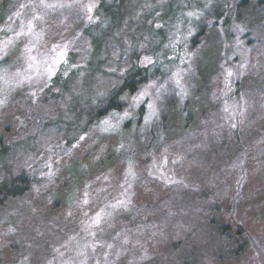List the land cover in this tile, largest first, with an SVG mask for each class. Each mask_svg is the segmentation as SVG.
Segmentation results:
<instances>
[{"label": "rangeland", "instance_id": "rangeland-1", "mask_svg": "<svg viewBox=\"0 0 264 264\" xmlns=\"http://www.w3.org/2000/svg\"><path fill=\"white\" fill-rule=\"evenodd\" d=\"M98 1L43 0L42 5L31 0L27 16L19 3L0 24V150L6 149V162L15 160V169L24 170V163L36 174L29 192L0 211V264H126L132 257L136 264L148 262L159 240L152 206L167 197L173 175L167 166L174 154L160 157L159 149L200 128L206 95L229 91L235 69L255 72V85L264 87V6L230 13L234 0H178L183 11L164 22L160 17L169 0H142L141 21L165 28L160 48L154 49L160 38L152 39V51L140 60L149 67L148 80L120 95V111L77 126V109L59 97L54 111L52 97L72 93L79 108L113 85L107 76L97 92L84 81L89 51L84 32L96 21ZM218 2L222 17L231 16L227 30L218 24L208 29L206 39L192 42L198 23L212 18ZM22 30L26 34L17 36ZM137 30L133 27L127 40L146 45V36ZM225 39L235 41L232 52L222 50ZM102 66L112 71L108 63ZM227 101L230 109L237 106L233 94ZM61 112L65 116L57 118ZM50 119L53 128L48 129L44 121ZM63 131L69 142L61 147ZM145 158L147 174L140 182ZM247 158L234 208L225 218L243 230L236 240L243 252L216 264H264V169Z\"/></svg>", "mask_w": 264, "mask_h": 264}, {"label": "trees", "instance_id": "trees-1", "mask_svg": "<svg viewBox=\"0 0 264 264\" xmlns=\"http://www.w3.org/2000/svg\"><path fill=\"white\" fill-rule=\"evenodd\" d=\"M21 1L0 0V24L13 11V6L18 8L19 3L23 5L24 16H27L31 0ZM141 1L99 0L96 4V21L84 32V37L89 39L88 75L84 81L88 85L93 84L97 92L102 89L97 85L107 76L114 82L103 91L101 97L87 101L79 108L75 107L79 98L72 93L70 96L64 92L52 97L54 111L57 110L54 102L57 103L59 97L62 102L65 100L67 106L77 109L73 116L77 126H86L110 112L120 111V95L125 91L135 92L148 80L149 67L141 65L140 60L146 52L152 51V39L160 38L154 49L163 44L165 28H156L152 21L147 24L141 21L145 12ZM177 1L169 0L163 5L165 14L160 20L171 19L175 13L178 15L183 11L177 6ZM222 5L220 2L211 10V19L198 23L192 42L197 38L206 39L208 29L218 24L223 31L227 30L231 16L222 17ZM260 5L264 6V0L258 4L251 0H234L229 11L233 13L238 8L250 7L260 10ZM137 11H141L139 18ZM133 27H139L137 31L144 33L146 45L127 40V34ZM224 41L226 43L222 50L232 52L235 41ZM105 63H108L111 72L108 73L102 66ZM221 68L215 67L217 78L222 72ZM235 71L237 74L231 90L222 88L215 94L206 95L207 107L199 117L200 128L179 135L159 149L160 157L167 151L174 154L171 155L174 163L167 166L173 175L167 197L152 206V214L157 215L158 219L159 240L152 247L151 259L146 263L142 261L144 264H216L219 260L240 257L243 252V245L236 246V240L242 237L243 230L234 227L225 218L234 208L237 179L247 157L254 167L264 169V87L255 85L257 75L250 69L245 73H240L238 69ZM61 88L67 89V83H62ZM228 93L233 94V101L237 105L233 109H230L227 101ZM61 114L58 113L57 118L65 116ZM54 119L44 121L45 127L53 128L51 121L54 122ZM67 132L61 133L58 141L62 143L61 147L69 142ZM5 152L4 148L0 150V211L9 200L28 193L36 176L33 171L26 170L28 165L24 163L20 165L24 170L15 169V160H4ZM159 156L156 160L160 159ZM146 160H143L139 170L140 182L147 174ZM129 261L126 264L137 262L133 257Z\"/></svg>", "mask_w": 264, "mask_h": 264}, {"label": "snow or ice", "instance_id": "snow-or-ice-1", "mask_svg": "<svg viewBox=\"0 0 264 264\" xmlns=\"http://www.w3.org/2000/svg\"><path fill=\"white\" fill-rule=\"evenodd\" d=\"M41 4L43 5V0H41ZM44 6H46V5H44ZM89 10H91V9H89ZM17 15H19V13H17ZM39 18L40 17H38V16L37 17H34V19H39ZM27 31H28V33H31L32 32V23L31 22H29V24H28ZM25 34L26 33L22 30L21 32H18L17 33V36H21V35H25ZM56 47H58V46H56ZM26 51L30 52L31 49H26ZM53 51H55V47L53 48ZM61 55H63V53H61ZM58 59L59 58L57 57V60L54 61V63L58 62ZM17 75H19V73ZM229 75H231V74H229ZM143 95H144V93L141 94V96H143ZM85 203H87V201H85Z\"/></svg>", "mask_w": 264, "mask_h": 264}]
</instances>
